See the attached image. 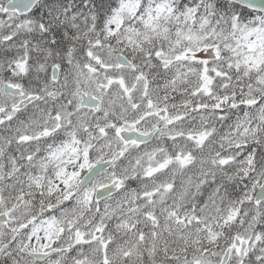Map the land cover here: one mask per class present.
<instances>
[{
  "label": "snow or ice",
  "instance_id": "1",
  "mask_svg": "<svg viewBox=\"0 0 264 264\" xmlns=\"http://www.w3.org/2000/svg\"><path fill=\"white\" fill-rule=\"evenodd\" d=\"M0 264H264V0H0Z\"/></svg>",
  "mask_w": 264,
  "mask_h": 264
}]
</instances>
